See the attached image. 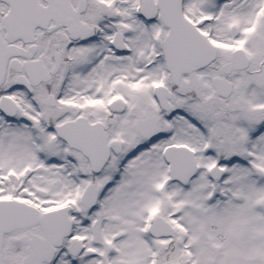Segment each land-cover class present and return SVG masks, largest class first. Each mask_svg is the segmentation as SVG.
Masks as SVG:
<instances>
[{"label":"snow or ice","instance_id":"obj_1","mask_svg":"<svg viewBox=\"0 0 264 264\" xmlns=\"http://www.w3.org/2000/svg\"><path fill=\"white\" fill-rule=\"evenodd\" d=\"M0 264H264V0H0Z\"/></svg>","mask_w":264,"mask_h":264}]
</instances>
